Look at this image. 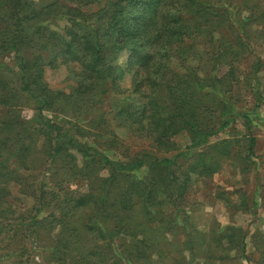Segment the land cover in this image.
Instances as JSON below:
<instances>
[{"label":"trees","instance_id":"16d2710c","mask_svg":"<svg viewBox=\"0 0 264 264\" xmlns=\"http://www.w3.org/2000/svg\"><path fill=\"white\" fill-rule=\"evenodd\" d=\"M98 1L0 0V55L23 53L13 66L2 67L9 73L0 74V241L19 246L0 254V261L19 257L11 264H30L25 241L32 244L40 230L51 237L47 252L54 264L250 261L241 226H217L208 236L185 215L191 175L209 177L219 171L233 154L232 141H240L230 134L220 137L236 116L244 120L245 131L239 136L247 141L242 159L256 153L251 129L258 106L263 111L255 113L256 118L264 120L257 80L262 62H245L252 50L248 19L238 16V4L232 0H106L98 9H88ZM123 53L125 63L118 64ZM61 63L75 83L69 95L45 81L46 66ZM125 75L130 77L129 92L138 100L118 106L114 119L148 140L159 154L142 150L113 158L110 149L100 151L84 134L78 137L77 124L66 128L45 114L68 113L70 104L80 109L109 91L122 94ZM241 88L257 101L250 111L237 107ZM23 107H31L34 114L23 118ZM179 135L186 143H177ZM39 136L43 141L37 147ZM110 141L103 145L110 148ZM70 149L81 155L82 166ZM35 153L42 155V164L61 165L65 176L68 171L80 176L87 190L64 189L65 179H56V169L51 189L56 192L34 186L36 178L28 171ZM143 167L146 174L136 175ZM100 170L106 175H99ZM17 195L32 197L38 206L28 220L14 207ZM50 205L57 214L37 217ZM176 227L187 231L172 250L173 237L165 233ZM81 243L89 246L74 252ZM255 264H264V251Z\"/></svg>","mask_w":264,"mask_h":264},{"label":"rangeland","instance_id":"374dc122","mask_svg":"<svg viewBox=\"0 0 264 264\" xmlns=\"http://www.w3.org/2000/svg\"><path fill=\"white\" fill-rule=\"evenodd\" d=\"M32 1L44 2L45 0ZM105 2L106 0H99L91 4L88 9L96 10ZM232 2L238 4V16L240 18L243 16L248 19L247 26L252 50L251 54L248 53L245 55V62L250 63L257 58L261 60L262 67L257 74V80L259 84L258 93L264 100V14H262L264 11V0H232ZM58 23L62 26L64 20L58 21ZM215 37H218L217 33ZM17 53L21 54L22 52L19 51ZM18 54L14 51H9L0 55V74L9 73L6 72V68L4 71L2 67L5 64L13 66V61ZM50 54L51 52L44 53L46 57ZM125 57L126 55L124 53L121 54L117 59V63L123 65L125 63ZM224 69V67L221 68L218 73L220 74ZM44 77L46 83L52 89L61 91L66 95L72 93L75 83L68 68L64 64L61 63L56 68L46 66ZM121 86L125 89L122 94L109 91L103 94L99 101L85 103L80 109L70 104L68 113L55 110L51 112L45 111V114L55 117L59 122H63L66 128H70L72 124H77L81 130H79L78 137L84 134L83 139L90 145H95L100 151L110 149L113 158L124 159L126 154L133 155L142 150L153 153L157 152L159 154V151L148 140L131 134L129 130L118 126L116 123L113 115L117 107L126 101L138 100L137 96L131 94L128 90L130 86L129 75H125ZM239 96L241 97V101L237 103V107L240 111H250L255 107L257 101L251 92L242 90L241 88ZM258 107L252 114L253 125L251 129L257 138L256 153L248 160L242 159L245 154L244 148L247 141L242 140L239 136L245 131L244 120L241 116H236L234 124H231L225 133L220 135V137H227L230 134V136L240 139V141H232L233 154L227 159H224L219 171L209 177H199L198 175L192 174L186 193V203L188 204H186L185 215L197 231H202L209 236L215 227L227 224L239 225L244 229L246 233V252L249 255L250 261L245 262L244 260H239L236 264H255L260 253L264 251V120L256 118L255 113H259L260 116V113L263 111V107ZM33 114L34 111L31 107H23L20 109V115L25 119L31 117ZM236 131L237 134L235 133ZM94 133L97 134L94 136ZM110 140L114 141V144H110V148L103 145V141ZM176 140L179 144L186 143V137L184 135H179ZM42 141V137L39 136L36 146H40ZM69 151L76 156L78 166H82L84 162L81 155L73 149ZM237 151L241 154L239 155ZM37 155L35 153L34 157ZM41 157L42 155H39V157L37 156L32 161L31 168L28 171L30 175L36 178L32 179L35 183L34 186L39 187L42 184L45 190L56 192L57 189L51 190L54 189L55 181L52 177L56 169L59 172L56 179H65L63 182L64 189L74 190V193L87 190V184L80 176H76V174H72L75 176H71L69 175V171L65 176L60 169L61 165L57 163L54 166L51 163L48 165L42 164ZM98 174L106 175V171L100 170ZM135 174L140 177L144 176L146 174V168L143 167L142 169L136 170ZM17 197L18 200H14V207L18 212L25 214L28 220L35 213V205L36 208L38 206L30 196L22 197L17 195ZM242 201H245L248 205L247 209L243 206L244 203ZM50 211H54L56 214L58 213L57 208L50 205L44 207L37 214V217L45 216ZM186 231L185 229L176 227L171 232L165 233L168 238L173 237L174 243L171 244L170 249L176 250L175 246L183 241ZM36 237V239L34 237L32 244L29 240L25 241L30 249V252H28L30 255V264H54L52 260H49L50 256L47 252L51 250L49 248L51 237H47L43 230H40L39 236ZM125 241L128 242L127 237H125ZM5 243V240L0 241V254L10 253V251L16 250L19 247H8L4 245ZM97 244L99 248L101 241L97 240ZM82 245H85V247L89 246L81 243L77 245L74 252L78 248H81ZM98 248L94 249V251L98 252ZM27 255L24 257H27ZM152 257L155 258V254ZM18 259L19 257L13 261H18ZM13 261H0V264H11ZM192 264L199 263L195 260Z\"/></svg>","mask_w":264,"mask_h":264}]
</instances>
